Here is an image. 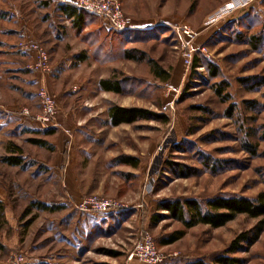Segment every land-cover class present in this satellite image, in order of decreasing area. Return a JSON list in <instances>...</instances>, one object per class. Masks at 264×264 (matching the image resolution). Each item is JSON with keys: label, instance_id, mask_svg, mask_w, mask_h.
Wrapping results in <instances>:
<instances>
[{"label": "rangeland", "instance_id": "1", "mask_svg": "<svg viewBox=\"0 0 264 264\" xmlns=\"http://www.w3.org/2000/svg\"><path fill=\"white\" fill-rule=\"evenodd\" d=\"M233 1L121 0L127 17L150 27L112 36L93 20L83 32L69 34L71 41L55 46L64 56L77 44L88 59L79 65L53 56V26L42 33L48 42L28 39L31 34L19 30L20 19L46 20L40 10L54 9L43 6L48 1L0 0V264L19 253L24 264H128L129 252L145 233L164 255L162 264H216L223 256L264 264V216L240 215L217 229L198 225L178 242L161 245L183 229L161 209L163 203L195 199L205 207L217 197L254 199L264 192V0L206 25ZM183 25L196 34L190 67L175 30ZM14 27L18 32H10ZM253 36L262 38L257 47ZM33 42L49 55L53 123L69 136L58 129L49 132L35 120L42 114L38 91L43 80L32 56L20 47ZM128 50L145 61L126 59ZM148 59L171 73L170 81L155 78ZM195 59L213 64L218 77L204 66L194 74ZM101 77L124 81V93L114 102L99 95ZM223 82L229 85V102L216 93ZM84 91L91 103L79 98ZM121 101L167 120L112 127L109 107ZM14 146L22 149L24 166L5 162ZM125 158L133 159L131 164ZM91 196L112 198L123 208L109 214L79 211L77 203ZM258 227L263 232L253 246L247 249L241 242L240 251L226 253L240 234H253Z\"/></svg>", "mask_w": 264, "mask_h": 264}, {"label": "trees", "instance_id": "2", "mask_svg": "<svg viewBox=\"0 0 264 264\" xmlns=\"http://www.w3.org/2000/svg\"><path fill=\"white\" fill-rule=\"evenodd\" d=\"M58 7L65 13L68 18H73V28L76 29L77 32H82L84 28L89 24V21L92 23L93 20L100 18L99 16L90 14L85 11H81L68 3H58ZM103 31V29H102ZM132 31H116L113 29L104 30L107 35H116V36H125L133 33ZM251 42L255 43V47H257L261 42L262 38L260 36L251 37ZM136 50H128L125 53V58L133 61H145L144 55L143 57H137L134 55ZM80 60L84 59V55L79 56ZM148 64L151 67L152 73L155 78L162 82H168L171 79V73L163 69L155 60L148 59ZM204 66L213 77H218L217 68L211 63H204L203 59H195L193 64V73L197 74L196 70L200 67ZM123 80L108 78L103 79L99 82V88L102 91L112 92L116 94H123ZM228 84L226 82L221 83L216 88V93L222 97L225 102H229L231 100V95L226 93L228 89ZM253 104V103H251ZM109 120L113 127L120 126L122 124H133L138 121L144 120H156L161 121L165 120L166 117L163 115L156 114L152 111L142 109V108H125L118 105H114L110 107L108 111ZM230 116L233 115V112L229 113ZM49 132H53V129H48ZM34 144L44 147V148H52L46 141L42 140H34ZM246 148L256 154V148L252 145H246ZM12 150L11 156L5 159V162L11 166H24V161L22 159V149L20 147H15ZM133 159L125 158V164H131L130 161ZM210 160V158H207ZM174 165V164H173ZM137 167L138 165H134ZM178 166V165H177ZM179 168L186 169L184 166L179 165ZM38 207L43 210H50L47 205L39 204ZM161 209L167 211L171 218L177 220L183 225V229L174 232L170 237L164 239L161 242V245H171L179 240H181L185 235L187 230L194 228L198 225H207L211 228L217 229L221 228L228 223L234 221L240 215H246L250 218L256 219L264 216V192L260 193L256 198H247L242 196H231V197H217L209 200L205 207L195 199H185V200H174L163 203ZM114 213V212H112ZM263 232L262 227H258L252 233H242L237 239H235L230 247L227 250V254H233L241 250L242 245L241 242L247 244V249L253 246L260 238ZM216 264H244L242 259L234 258L230 256L219 257L215 260ZM186 264H207L203 260H196L187 262Z\"/></svg>", "mask_w": 264, "mask_h": 264}, {"label": "built area", "instance_id": "3", "mask_svg": "<svg viewBox=\"0 0 264 264\" xmlns=\"http://www.w3.org/2000/svg\"><path fill=\"white\" fill-rule=\"evenodd\" d=\"M62 3H68L81 11L99 16L102 18L110 29L116 31H129L133 29V21L127 17L123 10L121 0H59ZM254 0H234L230 4L221 8L218 12L212 15L207 26H210L226 16L234 13L240 8L249 6ZM177 34L180 35L183 48L186 52L188 67L193 63L194 55L192 51V43L195 40L196 34L189 26L183 25L176 27ZM22 51L26 53L34 52L37 54V59L34 63L36 71L49 74L51 71L49 55L47 51L38 43H21ZM38 99L42 107V114L35 116V120L45 125L48 129H53V123L56 113V101L53 95L46 87H42L38 91ZM28 114L27 111H25ZM77 209L85 213L94 214H109L119 211L123 205L112 198H104L99 196H91L82 199L76 205ZM138 260L147 264H162L165 260L164 255L160 252L154 237L145 233L135 243L134 247L128 254V261ZM25 256L22 253L14 255L8 264H24Z\"/></svg>", "mask_w": 264, "mask_h": 264}, {"label": "crops", "instance_id": "4", "mask_svg": "<svg viewBox=\"0 0 264 264\" xmlns=\"http://www.w3.org/2000/svg\"><path fill=\"white\" fill-rule=\"evenodd\" d=\"M48 1L49 3H44L43 6H53V10L54 12H56V15L51 13V11L53 10H45V9H42L40 10L42 13H45L44 15L46 16V20L43 19L44 17H41V20H38L37 18L36 19H28V18H25L23 20L20 19V31L21 30H24L25 33L26 32H29V34H31V38H28V39H36V40H45L44 42H48L49 38L48 39H45V35L42 34L44 33V31L50 26H53V37H52V43L54 41V45L51 46V43H49V46L51 47V50H52V53H53V56H57L58 59H60L63 55H61L60 53V48H58V50L56 51L55 50V46H59L61 47L62 44H64V42H69L71 41V35L69 36V34H73V31H76L75 28H73V18H68L65 13L58 7V3L60 2L59 0H46ZM50 13V14H49ZM57 18H55V16ZM49 16V17H48ZM58 21V22H57ZM98 21V25H99V30H102L103 29V32L104 30H109L110 28L107 26V24L105 23V21L102 19V18H98L97 19ZM94 23V22H92ZM96 23V22H95ZM91 25L90 21H89V24L84 28V30L88 29ZM92 26V25H91ZM146 27H150L149 25L146 24H141V23H137L136 21H133V29L129 30V31H132V30H138L140 28H146ZM15 28V27H14ZM11 28L12 30L10 32H18V28ZM56 29V30H55ZM83 30V31H84ZM82 31V32H83ZM51 38V37H50ZM54 39V40H53ZM47 40V41H46ZM26 41H29V40H26ZM42 41V42H43ZM13 47V45H11ZM42 47L44 45H41ZM73 51L71 52V54H66L64 55L61 60V62L65 61L66 64H70L72 63L73 61L76 62V64L78 63L79 65H82L84 63H86L88 61L87 57L84 55V59L83 60H80L79 56L81 55L80 54V50L78 49V45L73 43ZM82 47L81 48H85L84 45H81ZM45 49V46L43 47ZM46 50V49H45ZM22 54L24 55H30L32 56L33 58V61L35 63L36 59H37V54L34 53V52H31V53H26L24 51H22ZM20 58V57H19ZM22 58V57H21ZM55 58V59H57ZM70 60V61H69ZM51 67V65H50ZM20 71H25L24 69L20 68ZM51 73V71H50ZM44 74L43 72H40L38 71L37 74L38 76H40L43 80L42 84H41V87H46L47 88V77H49L51 74ZM103 79H106V78H100L98 80V90H99V95L100 96H106V98L108 100H111L112 102H114V100H116V95H119V94H116V93H112V92H106V91H102L100 88H99V82ZM108 79V78H107ZM48 89V88H47ZM49 90V89H48ZM85 93L82 94V95H79V98H82V100L86 103H91L92 102V98H91V95H87V92L84 91ZM117 103V104H116ZM114 105H118V106H121V107H125V108H134V106H130V105H127V104H124L122 101L120 103L118 102H115V104H111L110 107L114 106ZM109 107V109H110ZM109 117V115H108ZM109 122V125H111L110 123V120L108 121ZM122 125H125V124H122ZM121 126V125H120ZM113 127V126H112ZM119 127V126H117ZM69 128V127H68ZM54 129H58V130H61L63 133H65L66 135H70V133L64 129L63 127H61L60 125L56 124L55 127L53 128ZM128 264H142V263H139L137 261H129Z\"/></svg>", "mask_w": 264, "mask_h": 264}]
</instances>
